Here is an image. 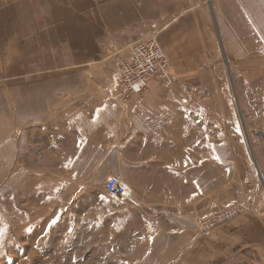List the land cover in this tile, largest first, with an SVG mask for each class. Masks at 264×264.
Here are the masks:
<instances>
[{"label":"rangeland","instance_id":"374dc122","mask_svg":"<svg viewBox=\"0 0 264 264\" xmlns=\"http://www.w3.org/2000/svg\"><path fill=\"white\" fill-rule=\"evenodd\" d=\"M127 57L0 82V264H186L200 238L229 222L208 232L217 209L237 204L264 219L256 164L252 173L228 158L264 148V104L247 103L246 90L233 96L230 73L175 76L171 66L190 87L156 80L117 104L112 88ZM110 176L138 206H114ZM237 251L222 264H264L263 253Z\"/></svg>","mask_w":264,"mask_h":264},{"label":"crops","instance_id":"0c3cea01","mask_svg":"<svg viewBox=\"0 0 264 264\" xmlns=\"http://www.w3.org/2000/svg\"><path fill=\"white\" fill-rule=\"evenodd\" d=\"M148 38H156L175 76L230 73L233 96L246 90L247 103L264 104V0H0V82L92 72ZM188 84L175 79L174 88ZM228 155L238 169L246 163L254 173L256 164L264 180V148ZM219 186L211 196L227 187ZM235 251L264 254V219L241 214L200 238L186 264H222Z\"/></svg>","mask_w":264,"mask_h":264},{"label":"built area","instance_id":"2783aa9c","mask_svg":"<svg viewBox=\"0 0 264 264\" xmlns=\"http://www.w3.org/2000/svg\"><path fill=\"white\" fill-rule=\"evenodd\" d=\"M156 80L161 81L167 88L171 87L175 81L163 48L156 38H148L134 44L128 57L121 62L112 88L113 99L117 104H127L142 95L151 82ZM104 190L117 208L138 206L133 190L116 176L107 178ZM242 212L243 207L237 204L217 209L205 219L208 232L213 227L240 216ZM158 229V222L150 224L151 233H156Z\"/></svg>","mask_w":264,"mask_h":264},{"label":"bare ground","instance_id":"6f19581e","mask_svg":"<svg viewBox=\"0 0 264 264\" xmlns=\"http://www.w3.org/2000/svg\"><path fill=\"white\" fill-rule=\"evenodd\" d=\"M128 188H130V186L129 185H127L125 182H123ZM131 189V188H130Z\"/></svg>","mask_w":264,"mask_h":264}]
</instances>
